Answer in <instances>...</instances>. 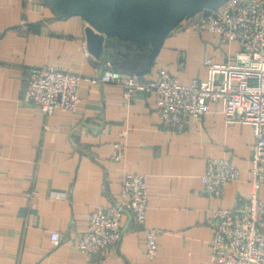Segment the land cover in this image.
Masks as SVG:
<instances>
[{
  "label": "crops",
  "instance_id": "1",
  "mask_svg": "<svg viewBox=\"0 0 264 264\" xmlns=\"http://www.w3.org/2000/svg\"><path fill=\"white\" fill-rule=\"evenodd\" d=\"M196 21L177 26L153 65L133 74L152 79L164 67L188 84L207 77V57L234 61L239 44L199 29ZM87 25L45 0H0V264H226L210 256V216L213 208L240 205L250 196L253 126L227 124L221 103L211 102L185 131L169 130L154 93L128 97L112 82L83 81L75 113L56 108L46 115L24 98L32 66L89 76L104 70V60L88 49ZM140 52L129 63L134 71L144 68ZM116 142L126 145L121 161L111 159ZM211 156L231 159L242 172L223 197L202 189ZM130 171L147 178L146 223L125 214L118 247L91 259L73 238L92 212L115 203ZM147 227L159 230L154 259L146 254ZM52 231L61 234L59 246L51 242Z\"/></svg>",
  "mask_w": 264,
  "mask_h": 264
},
{
  "label": "built area",
  "instance_id": "2",
  "mask_svg": "<svg viewBox=\"0 0 264 264\" xmlns=\"http://www.w3.org/2000/svg\"><path fill=\"white\" fill-rule=\"evenodd\" d=\"M196 17L199 29L239 44L232 62H217L210 57L204 60L205 79L184 84L164 67L159 68L155 78L142 79L113 68L89 76L54 66H32L24 98L46 115L56 108L75 113L83 81L118 83L128 97L137 91L154 93L163 127L181 132L188 128L191 118L207 113L211 102L221 103L225 122L251 124L255 140L250 154V196L243 204L212 209L210 256L226 264H264V198L260 196L264 185V2L225 0L209 16ZM125 150V143L116 142L111 159L121 161ZM241 175L231 159L208 157L201 175L202 189L206 194L223 197L226 185ZM148 207L146 176L125 172L120 197L113 205L89 215L87 228L73 238L75 245L91 259L104 256L121 241L124 215L128 213L132 221L145 225ZM61 241L60 232L52 231L53 245L59 246ZM145 241L147 256L156 258L159 230L147 227Z\"/></svg>",
  "mask_w": 264,
  "mask_h": 264
},
{
  "label": "water",
  "instance_id": "3",
  "mask_svg": "<svg viewBox=\"0 0 264 264\" xmlns=\"http://www.w3.org/2000/svg\"><path fill=\"white\" fill-rule=\"evenodd\" d=\"M223 1L45 0L60 15H80L88 22V49L97 59L104 60V69L130 74L145 73L153 65L166 37L177 26L198 15L209 16ZM113 39L120 43L115 44ZM134 48L144 51L143 70L134 71L129 64H119L118 57Z\"/></svg>",
  "mask_w": 264,
  "mask_h": 264
},
{
  "label": "trees",
  "instance_id": "4",
  "mask_svg": "<svg viewBox=\"0 0 264 264\" xmlns=\"http://www.w3.org/2000/svg\"><path fill=\"white\" fill-rule=\"evenodd\" d=\"M113 42L115 43V44H119L120 42H118L116 39H113ZM126 50V49H125ZM140 50V49H139ZM139 50H136L135 48L133 49V50H126V51H128V53H127V55H121V56H119L118 58H119V64H125V65H127V64H129L130 62H131V60L132 59H134L135 57H139L138 56V51ZM143 52L144 51H142L141 50V52H140V56L142 57L141 59H139V60H142L144 57H145V54H144V56H143ZM144 62V61H143ZM130 65V64H129Z\"/></svg>",
  "mask_w": 264,
  "mask_h": 264
}]
</instances>
